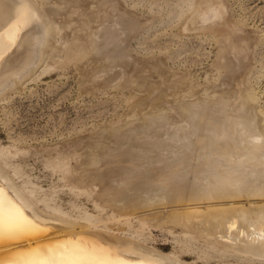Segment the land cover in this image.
Listing matches in <instances>:
<instances>
[{"label": "rangeland", "instance_id": "rangeland-1", "mask_svg": "<svg viewBox=\"0 0 264 264\" xmlns=\"http://www.w3.org/2000/svg\"><path fill=\"white\" fill-rule=\"evenodd\" d=\"M33 3L47 12L41 13L44 26L50 23L54 31L47 49L42 47L40 67L0 97V151L6 149L10 160L2 169L24 190L34 189L35 199L51 198L74 218L82 210L110 217V210L103 213L90 197L73 192L71 181L49 160L62 156L80 170L103 144H112L116 130L148 116H176L186 105H217L222 96L236 106L251 92L253 103L245 110L258 116L254 124L264 129V0ZM72 40L81 46L76 55L70 52ZM232 93L239 95L233 99ZM188 122L182 118L179 125ZM199 126L201 132L204 125ZM117 219L125 228L122 235L138 231L148 246L175 250L187 262L261 264L236 256L222 259L197 241L142 228L136 219L131 225Z\"/></svg>", "mask_w": 264, "mask_h": 264}, {"label": "bare ground", "instance_id": "bare-ground-1", "mask_svg": "<svg viewBox=\"0 0 264 264\" xmlns=\"http://www.w3.org/2000/svg\"><path fill=\"white\" fill-rule=\"evenodd\" d=\"M33 2L0 0V97L44 60L54 29L44 26L47 12L42 17ZM33 22L42 24L41 36ZM71 46V55L80 52L78 42ZM223 97L217 105H186L176 116L162 112L116 130L112 144H103L80 170L62 156L50 158L73 192L90 197L103 213L112 212L106 219L83 210L74 218L51 198L35 199L34 189L24 190L2 169L10 164L2 149L0 264H198L175 250L148 246L138 231L122 235L118 217L127 225L136 219L142 228L197 241L222 259L264 264V129L245 110L251 92L236 106ZM182 118L190 122L179 125Z\"/></svg>", "mask_w": 264, "mask_h": 264}]
</instances>
